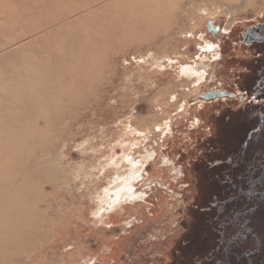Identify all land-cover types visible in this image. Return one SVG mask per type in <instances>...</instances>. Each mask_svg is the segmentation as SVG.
Segmentation results:
<instances>
[{
  "label": "rangeland",
  "instance_id": "1",
  "mask_svg": "<svg viewBox=\"0 0 264 264\" xmlns=\"http://www.w3.org/2000/svg\"><path fill=\"white\" fill-rule=\"evenodd\" d=\"M103 1L0 0V51L8 49L4 48V43H23L44 35L46 31L60 34L58 27L74 22L78 42L80 40L85 48L89 47L78 56L88 70L76 75L94 83L98 87L95 94L102 99L96 114H89L92 125L87 127L91 130L110 128L115 135L105 136L103 132L94 131V139L103 142L97 148L101 157L95 162L107 159L113 153L114 145H117L115 159L123 155L122 146L125 145L118 144L116 138L124 133L125 126L133 125L149 135L148 140L133 146L134 151L140 149L134 156L142 167L133 190L138 195L137 211L129 214L128 208L107 225L95 223L88 216L84 228L72 231L73 236L67 242L61 243L58 249L53 248L54 253H60L56 260L49 255L53 243H46L14 254L9 259L8 256L0 258V264H176L183 255L178 250L185 245L184 238L189 239L187 236L192 235L198 225L194 215L198 211L199 190L208 179L204 166L218 153L213 148L217 146L218 150L220 146L219 134L214 140L211 136L224 122L225 116L230 115L236 121L234 118L244 111L240 102L225 101L226 98L220 101L214 96L207 98L203 93L219 86V82L226 88H234L240 81L238 77L253 63L254 51L238 43L239 32L243 24L264 18V0H252L250 5L236 11L231 9L234 3L226 0H197L180 7L169 6L167 17L149 22L144 28L136 25L127 32H118L117 13L118 9L128 7L133 1L112 4L98 13H89L103 5ZM10 18L14 25L9 23ZM210 19L221 20L222 32L210 34L207 29ZM5 29L10 30H7L8 34ZM166 37L168 42L164 44ZM202 38L219 45L222 54L217 59H205V63L210 64L204 67L206 78L190 84L177 74V66L201 62L198 43L203 42ZM166 55L171 60L165 58ZM213 102L216 104L208 105ZM185 108L186 113L181 115ZM196 118L199 126L194 128L192 123ZM54 119L52 116V121ZM37 123L44 124L43 120ZM166 123L171 124L170 131L155 127V124L165 126ZM53 128H48L51 135L55 132ZM134 135L138 136L133 134L131 137ZM64 136H67L65 141H60L56 148L52 147L50 154H55L57 160L65 159L77 166L83 153L82 136L77 134V142L68 141L73 136L70 130L62 138ZM149 142L158 148L151 153H155L152 156L150 151L143 149ZM102 172L103 169L99 175ZM46 191L53 192L50 186ZM72 198L69 195L63 197V205L69 204ZM125 205L127 207L130 203ZM73 249L76 253L67 258L65 252ZM40 252L48 255L39 258L37 254Z\"/></svg>",
  "mask_w": 264,
  "mask_h": 264
},
{
  "label": "bare ground",
  "instance_id": "2",
  "mask_svg": "<svg viewBox=\"0 0 264 264\" xmlns=\"http://www.w3.org/2000/svg\"><path fill=\"white\" fill-rule=\"evenodd\" d=\"M128 1H133V4H129L133 5L131 8L128 6L118 9V32H127L136 25L144 28L149 22L167 17L169 6L180 7L188 2H197L104 0L103 5L89 13H98L107 6ZM226 1L234 3L231 9L236 11L250 5L252 0ZM12 21L11 19L9 23L13 24ZM57 30L60 34L50 30L23 43H4V48L8 49L0 51V258L3 259L7 256L9 259L14 254L37 245L41 247L46 243H53V252L49 255L56 260L60 253H54L53 248L58 249L62 246L61 243L67 242L73 236L72 231L84 228L88 223V216L95 223L107 225L112 222L113 217H120L128 208L129 214L137 211L135 207L138 195L133 190L142 167L134 156L140 149L134 151L133 146L148 140L149 135L133 125L125 126L124 133L116 138L118 144L125 145L122 146L123 155L115 159L117 145H114L113 153L107 159L95 162L101 157L97 148L103 142L94 139V131L103 132L105 136L115 135L110 128L91 130L87 127L91 124L89 114L95 115L102 101L95 94L98 87L76 75L84 69L88 70L82 66L78 56L89 47L85 48L84 43H79L80 40L78 42L74 22L64 24ZM202 39L203 42L198 43L201 62L177 66V74L190 84L199 83L206 78L207 70L204 67L210 64L205 63V59H217L221 55L219 45ZM166 42L167 37L163 40L164 44ZM165 58L171 60L168 55ZM200 64V68L196 67ZM159 65L162 67V64ZM215 94L216 91H211L204 96L215 97ZM186 111L185 108L181 115ZM52 116L61 120L52 121ZM39 120H43L44 124L37 123ZM192 124L194 128L199 126V120L196 118ZM51 125L55 128L52 135L48 131ZM155 127L165 132L171 130L170 123L165 126L155 124ZM68 130L73 134L69 142H77V137L82 136L80 140L83 153L77 166L65 159L57 160L55 154H50L52 147L56 148L60 141H65L67 136H62ZM133 134L138 136L131 137ZM143 149L150 151L148 153L151 155L158 148L149 142ZM96 150L99 153H93ZM113 159L115 160L109 162ZM106 165L109 168H105ZM96 168L99 170L96 171ZM102 169V175H99ZM47 186L52 188V193H47ZM67 195L73 197L72 201L63 205V197ZM128 202L130 205L126 207ZM110 211L114 212L113 215L109 214ZM60 234L65 238H61ZM75 253L74 249L66 251L65 256L72 258ZM44 254L40 252L37 255L39 258L48 255Z\"/></svg>",
  "mask_w": 264,
  "mask_h": 264
},
{
  "label": "flooded vegetation",
  "instance_id": "3",
  "mask_svg": "<svg viewBox=\"0 0 264 264\" xmlns=\"http://www.w3.org/2000/svg\"><path fill=\"white\" fill-rule=\"evenodd\" d=\"M210 20V34L222 32L221 20ZM239 41L254 51L253 63L234 88L219 82L205 93L240 102L244 111L236 121L225 116L211 136L219 134L220 146L204 166L198 225L184 238L176 264H264V18L243 24Z\"/></svg>",
  "mask_w": 264,
  "mask_h": 264
},
{
  "label": "water",
  "instance_id": "4",
  "mask_svg": "<svg viewBox=\"0 0 264 264\" xmlns=\"http://www.w3.org/2000/svg\"><path fill=\"white\" fill-rule=\"evenodd\" d=\"M211 24H212V20H209V21H208V26L210 27Z\"/></svg>",
  "mask_w": 264,
  "mask_h": 264
}]
</instances>
